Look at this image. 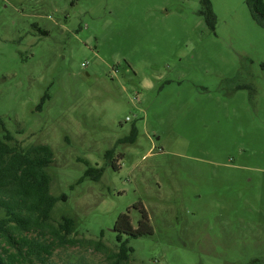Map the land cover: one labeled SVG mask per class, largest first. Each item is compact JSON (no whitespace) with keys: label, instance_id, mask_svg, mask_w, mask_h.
Listing matches in <instances>:
<instances>
[{"label":"rangeland","instance_id":"1","mask_svg":"<svg viewBox=\"0 0 264 264\" xmlns=\"http://www.w3.org/2000/svg\"><path fill=\"white\" fill-rule=\"evenodd\" d=\"M0 117L11 145L52 150L51 222L108 250L51 264H112L138 205L152 233L122 235L126 264L264 259V26L246 0H0Z\"/></svg>","mask_w":264,"mask_h":264},{"label":"trees","instance_id":"2","mask_svg":"<svg viewBox=\"0 0 264 264\" xmlns=\"http://www.w3.org/2000/svg\"><path fill=\"white\" fill-rule=\"evenodd\" d=\"M206 5L208 2L205 1ZM252 18L264 26V3L262 0H246ZM210 27L213 25V14L208 8L206 16ZM47 95L41 98L39 107ZM136 129L131 128L134 135ZM134 140V139H133ZM133 140L131 143H133ZM12 135L5 129L0 117V264H51L53 252L66 245L85 243L99 251H108L101 240H75L68 236L74 231L71 218L63 217L54 225L50 220V212L62 197L50 193L51 177L47 168L52 162L53 153L45 144L22 148L14 143ZM112 150L105 152L108 158ZM83 177L98 179L103 168H95L87 160ZM140 218L137 226L131 224L128 212L118 215L113 229L118 242L117 251L108 257L112 264H126L133 253V248L122 240L141 238L152 233L147 213L142 205H138ZM102 233H100V237ZM245 264H264V259L253 258Z\"/></svg>","mask_w":264,"mask_h":264}]
</instances>
